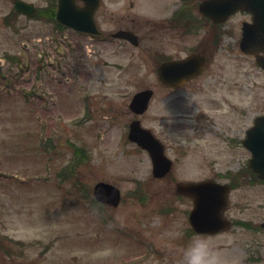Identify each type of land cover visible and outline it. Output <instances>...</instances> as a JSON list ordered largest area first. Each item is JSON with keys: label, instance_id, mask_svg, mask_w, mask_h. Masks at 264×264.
<instances>
[{"label": "rangeland", "instance_id": "obj_1", "mask_svg": "<svg viewBox=\"0 0 264 264\" xmlns=\"http://www.w3.org/2000/svg\"><path fill=\"white\" fill-rule=\"evenodd\" d=\"M47 27L36 22L34 32L17 36L0 30V53L21 60L0 56V264H186L185 249L197 236L208 240L218 264H264V231L233 226L189 234L192 202L174 192L176 182L214 176L205 175L208 161L227 157L212 134L193 136L191 123L214 130L209 115L242 107L245 128L252 114L264 112V70L240 51L236 36H221L200 79L165 89L156 60L187 54L174 50L176 43L169 41L164 52L155 40L150 49L148 41L114 51L112 43L99 42L87 51L74 37L72 48L61 44L56 51L45 42ZM23 41L32 67L25 64L28 54H19ZM146 87L153 96L137 117L175 158L162 179L152 177L147 153L126 139L134 117L128 103ZM72 144L83 150L76 164ZM100 180L120 189L118 206L94 205L91 189ZM235 199L245 209L233 207L231 215L264 216V190L240 189L232 206Z\"/></svg>", "mask_w": 264, "mask_h": 264}, {"label": "flooded vegetation", "instance_id": "obj_2", "mask_svg": "<svg viewBox=\"0 0 264 264\" xmlns=\"http://www.w3.org/2000/svg\"><path fill=\"white\" fill-rule=\"evenodd\" d=\"M205 1L207 0H64L61 17L64 20L72 18L76 25L74 28L68 22L66 24L57 22L58 0H0V30H4L11 36L29 35L34 32L36 22L41 23L48 26L47 32L51 38H47V43H54L53 47L56 51H59L58 47L61 44L72 48L74 37H76L77 42L87 51L97 50L99 42L112 43L114 51L116 45L123 49L139 48L145 41L155 40L156 48L160 52H164L171 41L178 47H182V49L177 47L174 50H184L187 54L204 53L207 64L198 75L189 78L179 86L171 87L160 83L165 89H179L194 83L208 70L209 53L214 49H221L220 36L225 33L235 35L236 39L233 42H237L243 22L251 19L249 13L238 10L221 21H214L200 10V4ZM214 16L219 17L220 14L215 12ZM234 18L236 19L233 25L231 21ZM34 40L36 43L37 39ZM38 40L41 38L39 37ZM146 46L150 49L155 44L150 42ZM20 49L21 59L27 53L28 60L25 64L32 67L29 44L23 41ZM185 55L164 53L160 55L159 64ZM0 56L6 57L12 63L21 61L20 57L9 55V53L4 55L1 52ZM38 56V59H41L42 54L38 53ZM41 61L39 60L40 63ZM41 64L46 66L43 61ZM216 84L217 81H214L213 86L215 87ZM193 88L197 89L196 86ZM257 115L259 114H252L244 128V109L232 107L230 111L223 109L214 115H209L207 120L216 130H213L209 124L191 123L189 125L193 136L210 133L224 147L227 157L223 160L211 158L208 161L209 171L205 175H214L210 178L226 184L227 204L222 211V216L231 222L230 227H242L253 232L264 231L261 225L264 216L259 218V221L233 216L231 215V212L235 211L233 207L240 213L245 206H240V200L237 199H235L236 205L231 204L234 203L233 195L240 189L258 187L264 190V182L248 167L251 155L243 145L245 131L252 125ZM239 129L240 132L237 133ZM162 143L167 153V146L163 141ZM190 200L192 202V197Z\"/></svg>", "mask_w": 264, "mask_h": 264}, {"label": "water", "instance_id": "obj_3", "mask_svg": "<svg viewBox=\"0 0 264 264\" xmlns=\"http://www.w3.org/2000/svg\"><path fill=\"white\" fill-rule=\"evenodd\" d=\"M63 1L59 0V15ZM237 7L252 15L251 22L243 23L239 46L243 52L254 55L256 63L264 69V0H208L200 4V10L206 15L213 17L215 12L221 15L218 18L213 17L214 20L225 18ZM58 20L62 21L61 17L58 16ZM204 65L205 59L201 55L192 54L180 60L162 63L158 68V76L166 85H178L186 78L196 75ZM151 95V89L136 92L131 98L129 108L136 113L143 112ZM127 137L147 150L152 162V175L164 176L171 163L164 156L163 147L153 134L141 127L138 120H133L129 124ZM243 144L252 153L250 168L264 181V115L258 116L253 126L246 131ZM175 190L193 197L189 222L195 231L214 233L227 226V222L221 217V211L226 204V185L213 180L180 182ZM93 196L103 204L117 205L120 191L112 184L97 182L93 187Z\"/></svg>", "mask_w": 264, "mask_h": 264}, {"label": "clouds", "instance_id": "obj_4", "mask_svg": "<svg viewBox=\"0 0 264 264\" xmlns=\"http://www.w3.org/2000/svg\"><path fill=\"white\" fill-rule=\"evenodd\" d=\"M186 264H218L217 256L210 250L204 237H194L185 249Z\"/></svg>", "mask_w": 264, "mask_h": 264}, {"label": "trees", "instance_id": "obj_5", "mask_svg": "<svg viewBox=\"0 0 264 264\" xmlns=\"http://www.w3.org/2000/svg\"><path fill=\"white\" fill-rule=\"evenodd\" d=\"M73 149H74V151H75V154H81V155H82V158L84 157V155H83V153H82V150H81L80 148L75 147V146L73 145ZM6 249H7V248H6ZM7 252H9V251H7Z\"/></svg>", "mask_w": 264, "mask_h": 264}]
</instances>
